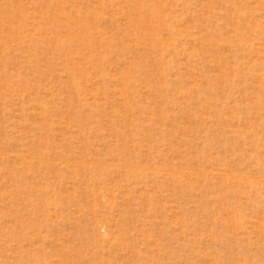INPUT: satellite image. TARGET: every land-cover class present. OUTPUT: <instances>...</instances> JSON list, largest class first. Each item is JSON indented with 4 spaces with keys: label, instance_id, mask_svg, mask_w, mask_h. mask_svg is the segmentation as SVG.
<instances>
[{
    "label": "rangeland",
    "instance_id": "1",
    "mask_svg": "<svg viewBox=\"0 0 264 264\" xmlns=\"http://www.w3.org/2000/svg\"><path fill=\"white\" fill-rule=\"evenodd\" d=\"M0 264H264V0H0Z\"/></svg>",
    "mask_w": 264,
    "mask_h": 264
}]
</instances>
